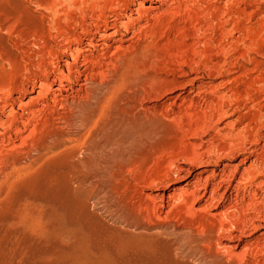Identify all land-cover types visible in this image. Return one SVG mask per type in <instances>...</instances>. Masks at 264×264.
<instances>
[{"label":"rangeland","instance_id":"rangeland-1","mask_svg":"<svg viewBox=\"0 0 264 264\" xmlns=\"http://www.w3.org/2000/svg\"><path fill=\"white\" fill-rule=\"evenodd\" d=\"M126 1L0 0V264H264V202L256 207L261 217H241L244 248L233 252L216 241L222 236L206 214L192 217L176 204L166 218L150 195L167 176L176 177L171 164L190 152L219 169L239 163L242 170L252 162L264 180V0H225L230 5L221 4L220 18L229 34L223 41L220 28H209L215 20L204 14L221 0H193L190 19L164 20L167 26L148 30L154 37L143 36L136 52L105 60L67 105L42 107L39 100L11 108L15 97L27 100L21 99L25 88L37 87L54 70L60 46L84 38L86 28L110 19ZM198 27L208 47L195 41L197 53L176 54L180 28L194 33ZM191 78L201 86L186 104L192 101L202 119L185 115L186 105L172 109L166 102L178 80ZM149 101L153 106L145 110ZM31 112L34 124L15 135L10 126L21 128ZM250 216L260 228L244 224Z\"/></svg>","mask_w":264,"mask_h":264},{"label":"bare ground","instance_id":"bare-ground-1","mask_svg":"<svg viewBox=\"0 0 264 264\" xmlns=\"http://www.w3.org/2000/svg\"><path fill=\"white\" fill-rule=\"evenodd\" d=\"M199 1L200 0H198V2ZM209 1L212 2L211 0H209ZM224 1L225 0H221V2H219V3H217V1H214V2H216L215 3L216 5L215 6L213 5L214 7L213 6L212 7L211 6L208 7L207 5L209 3L207 2V5H205V7L207 6L208 8L204 11V14L206 16H210V17H212L213 20H215L214 21L215 25L212 26L213 25V23H212L211 25H209V28L212 29V30L217 29V28H220L219 41H221L222 39H225V36H227L229 34V33L227 34V31H226V29H227L225 27L226 26L225 25L226 22H223V21H226V20H223L222 21L221 20L222 17L220 18V16H222L224 14L223 13V10L224 9H223V7L221 5ZM123 2H124V0H123ZM195 2H196V0H195ZM195 2H193V0H127L125 2V4H123V7L121 9H119L116 12H115V9H114V11H113L114 14H113V16L110 15L111 16L110 19L104 18L103 20H101V21H103V23L101 25L99 24V25H96V26L93 27V25L91 24L92 25L91 28H86L85 29L86 35H84L85 36L84 38L83 37L81 38L80 37L81 35H79L78 37H75V38L73 37L72 40L66 41V44H64V45L61 44L62 46H60L57 51L55 49H53V50L56 51V52H54V51L53 52L54 53H57L60 56L59 61L57 63H54L55 65L52 66V67H54V70L53 71H47L48 73L46 74V78L44 80L41 79L42 81H39L38 80L39 82H38V86L37 87L35 85H32L30 88H28V87L25 88L24 91H23V94H22L23 96H21L22 97L21 99H23V97H26L27 100L26 101H23V100H20L17 97H15L13 99V103L11 105V108H13L16 105V106H18L19 109H22L23 110L24 108H26L28 106L29 103L35 102V101L37 102L39 100H43V102H44V105H42V107L53 108L54 106L56 107V106H63V105H65L67 99H69L71 96H74L75 97V95H77L80 92L84 91L86 89L85 88L86 86L88 87L87 82H90L89 80L92 79L91 76L94 75V72L96 70V67H98L99 65L103 64L105 62V60L108 61L109 58L111 59V57L113 55H118V57H119V54L121 53V55H122V53H123V58H124V56H125V54L127 52H130L131 53V51H133L135 49L136 44L139 43V41L141 39L144 40L143 36H145L147 34V31L148 30H150L151 32H153L154 30L156 31L157 28L161 25V23H163L165 21L171 22L174 19L176 20L177 18H178L177 19V23H178V20L179 19L180 20H183V21L190 19V16H188V14L191 13V11L193 10V8H194L193 5H195L194 4ZM201 2H203V4H204V1H201ZM224 3H226V2H224ZM228 4L230 5V3H228ZM201 5H202V3H201ZM202 6H204V5H202ZM205 7H204V9H205ZM228 7L230 8V6H228ZM196 9H198V8H196ZM102 13L100 12V14H102ZM227 13H229V12L227 11ZM191 15H194V14L191 13ZM223 16H225V15H223ZM97 18L99 19V17H97ZM97 18H96V21H97ZM202 18H204V17H202ZM196 20L197 19H195V21ZM195 21H191V22H194L195 23ZM166 23H163V24H165L163 26H167ZM180 23H182V22H180ZM207 24H208V22H207ZM195 25H198V24L195 23ZM173 28H174V26H173ZM200 30L201 29H199V27H198V29L194 33H186V32L184 33L185 30L183 31L180 28V30H179V36H180V38H179V40L176 43H174V45H175L174 47H175L176 54L177 53H183V54H185L188 51L196 52L197 51L196 50V48H197L196 46L198 44H196V46H195V43H196L195 41H197V43H198V42H200L202 40L203 41V45L206 46V47H208L209 39H207L205 37V35L202 36ZM151 32H150V34H151ZM198 34H200L202 37H200ZM73 35L74 34H72V36ZM76 35H74V36H76ZM147 35H146V37H147ZM151 35H150V37H151ZM185 36L186 37H189L190 39H192L190 43H187L186 41L184 42ZM213 40H211V41L214 42ZM165 41H167V40H165ZM142 43H143V41H142ZM140 44H141V42H140ZM218 44H220V43H218ZM138 48H140V47H138ZM224 50H225L224 49V46H222L221 48H219V52L220 53H222ZM217 51L218 50H216V52ZM203 52H205V51L203 50ZM204 54L205 53H203V55ZM52 56H54V55H52ZM132 56L133 55H131V57ZM128 57H126V58H128ZM133 57H132V59H133ZM126 60H128V62H130L129 59H126ZM135 61L136 60H134L133 62H135ZM111 62L113 63V60ZM109 64H111V63H109ZM136 64H138V62L135 63V65ZM102 66L103 65H101V67ZM106 66H107V64H106ZM106 66H104V67H106ZM97 70H100V69L97 68ZM97 72H96L95 76H98V73ZM181 76H179V77H181ZM197 79H198V77H197ZM170 81L172 82V80H170ZM198 84L196 85L197 88H198L199 85L201 86V84H199V85ZM196 86L194 84V78H191V79H188V80L187 79H184L183 81H179L178 80V82L176 83V87L173 86L175 88H172L171 89L172 91H170L168 89L170 92H169V94L166 97V102L169 104V106L172 107V109H173V107L181 108L183 106L185 107V105H186V108H185L186 111L183 112V113H185V115L187 114V115H189V117L190 116H192V117L194 116V117H199V118L202 119L203 117L202 116L201 117L199 116V111H198V113H196L195 112L196 110L194 111L193 110L194 108L192 109V106H193L192 101H190L188 104H186V101L188 100V98L191 97L190 96V93L193 91V89H196ZM164 89L166 90V92L164 91V93H168L167 92V89L166 88H164ZM201 89H202V87H201ZM196 93H197V91H196ZM83 95H85V94H83ZM196 96H198V94ZM82 98H84V97H82ZM29 105H31V104H29ZM149 105H150V107L153 106L152 103L149 101L148 102V105H146V107H144L145 110H148L150 108ZM212 105H214V104H212ZM168 108H170V107H168ZM210 108H209V110H210ZM218 108H219L218 111H220L219 112V115H220V113L222 112L221 111V108L222 107H219V105H218ZM35 109H36V107H35ZM203 109H204V107H203ZM60 110H62V109L60 108ZM142 110H144V109L142 108ZM36 111H37V109H36ZM174 111H175V109L173 110V115L175 117V115L177 116L178 114L175 113ZM51 112H49V113H51ZM8 114H10V113H8ZM19 114L20 113H17V112L14 113V116H12V117H14V119H13L14 121H19V119L21 118ZM46 114H48V113H46ZM200 114H201V111H200ZM24 117H25V115H24ZM37 117H36V119H38ZM34 118H35V112H31L30 113V116L25 121H21L20 120L21 121V124H22V127L21 128H18L17 126H10V128H12V130L15 133V135L20 134L22 132V130L27 126V124L28 123L30 124V122ZM204 119H205L204 120V122H205L206 121V118H204ZM7 121H9V119ZM127 121H128V119H127ZM9 123H10V121H9ZM31 123L34 124L33 122H31ZM209 123H211V122H209ZM203 124H205V123H203ZM207 125H209V124H207ZM204 126H206V125H204ZM200 127H201V125H200ZM32 128H34V127L32 126ZM29 131L31 132V130H29ZM3 135H1V139L3 138ZM8 137L5 136V138H7V141L9 140ZM24 138H25V136H24ZM9 142H10V140H9ZM24 145H25V142H24ZM19 146H21V145H19ZM11 147L12 148H10V149L13 150V145ZM4 148H5L4 143L3 142L2 143L0 142V165L2 164V159H1V155L2 154L1 153L5 150ZM15 148H17V147H15ZM17 149H19V147ZM202 152L204 154V151H202ZM214 155H215V153H214ZM209 157L211 158L210 155H209ZM211 161H212V159H211ZM238 164L237 165H232L230 163H225L224 165L221 164L222 165V168L220 167L221 169H219V168H217V165H215V164L212 165L210 161L202 160L200 158V155L198 153H191L190 152V154L184 155L182 157V161L181 162L177 163L176 165H174V163L171 164V167L170 168H173L174 167V170H175L174 174L176 175V177L174 176L175 178H173L172 175L167 176L166 183L163 184V187L161 189H157V190H154V191L151 190L150 195L153 196L152 198L158 199L160 201V204L159 205H161V208H160V211L161 212L160 211L159 212H160L161 215L163 214L164 216H166V218H167V216H168V214L170 212V208L173 207L176 204H183V205H185L186 206L185 207L186 208L185 212L189 216H192L193 217V216H195L197 214H200V213L206 214L214 222V225L216 226V227L215 226L214 227L216 228L217 234H221V236H222V237H219V238L216 237L217 238L216 241H218V242L220 241V244L222 245L223 249L225 248V249H227L229 251H233V252L238 251L239 249H241V247L244 248V246H243L244 244L242 245V243H243V239L246 237L245 236V229L243 227L239 226V222L241 221V217L244 214H247L248 212H251V213H254V214L257 212L256 213L257 214V218L258 217H261V215H260L261 212L258 213V210L259 209L256 210V207L258 205H260V203H263L264 202V180L262 178L260 179V176L262 177V175H259V176L257 175V173H258V168L257 167L258 166L257 165H256L257 167L254 166L252 164V162L250 163L251 165L250 164L247 165L245 163V160H242V163L241 164H246L247 166L245 168L242 167L243 169L240 170L239 169V165L240 164L239 165ZM260 165H262V164L260 163ZM170 170L173 171L172 169H170ZM261 170H262V168H261ZM175 183H178V186L172 187V188L169 187V186H171L172 184H175ZM156 217H158V216H156ZM263 218H264V215H263ZM255 220H256V218H254L252 216L251 218L246 219V221L244 220L243 222L247 226L249 225L250 227H253L256 230L257 228H260L261 226L258 225V224H256ZM242 224H240V225H242ZM211 225L213 226V224H211ZM262 226H264V225L262 224ZM250 232L248 231V233H250ZM249 236H250V234H249ZM263 241H264V239H263ZM258 242H260V241H258ZM261 245H259V246H261ZM262 247H264V246H262ZM258 248L259 247H257V249ZM255 250H256V248H255ZM262 251H264V250H262ZM241 252H243V251H241Z\"/></svg>","mask_w":264,"mask_h":264}]
</instances>
